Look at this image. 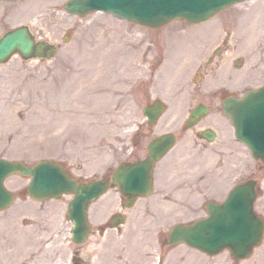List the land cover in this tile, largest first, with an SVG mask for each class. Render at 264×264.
I'll return each instance as SVG.
<instances>
[{
  "label": "rangeland",
  "instance_id": "374dc122",
  "mask_svg": "<svg viewBox=\"0 0 264 264\" xmlns=\"http://www.w3.org/2000/svg\"><path fill=\"white\" fill-rule=\"evenodd\" d=\"M65 2L0 0V34L16 25L28 24L39 40L59 46L51 59H23L16 54L0 63V156L30 164L42 159L57 160L83 180L111 174L133 144L140 142L134 134L145 122L143 107L148 101L158 98L170 106L159 121L160 127L175 124L183 116L186 95L192 89H211L219 84H226L229 91L239 89L240 71L230 68V56H242L248 62L253 46H264V41L256 38L264 26V0H245L201 23L176 19L158 28L101 11L81 17L68 12ZM41 6L46 7L40 13L23 17L22 11L29 13ZM251 21L256 27L253 34L244 30V24ZM227 29L231 42H226L231 46L228 59L222 60L215 72L214 65L205 70L206 55L219 42L223 43L225 36H220L228 34ZM114 47L121 52L140 50V57L126 68L115 64L104 90L95 93L93 85L92 91H86L88 99L81 104L75 102L82 108L77 118L61 121V110L71 111L66 110L70 108L66 103L63 107L60 103L68 98L64 86ZM236 49H241L240 53L237 50L234 54ZM193 143L179 144L171 155L187 152L197 158L203 153L200 164L206 161L204 164L210 165L224 152L220 143L209 145L203 149L205 152L199 150L198 144L192 148ZM226 162L215 172L195 173L189 194L173 193L176 197L155 189L151 196L139 198L133 207L124 208L119 190L112 187L91 205L93 231L82 244L72 240L73 224L66 215L72 196L34 201L27 193L29 178L11 175L7 186L16 193V199L11 208L0 212V264H13L22 256L11 253L15 240L9 235L13 231H29V254L25 257L40 256L36 264H234L229 250L207 255L186 244H162L174 224L205 215L204 198L223 197L239 169L241 180L245 181L260 164L243 144L241 155L226 156ZM195 164L194 169L200 166L197 161ZM219 171L224 173L226 188L218 178L214 179ZM258 176L264 187V175ZM262 202L258 201L257 210ZM117 212L127 216L126 223L110 228L108 222ZM237 264H264V239L249 258Z\"/></svg>",
  "mask_w": 264,
  "mask_h": 264
},
{
  "label": "water",
  "instance_id": "95a60500",
  "mask_svg": "<svg viewBox=\"0 0 264 264\" xmlns=\"http://www.w3.org/2000/svg\"><path fill=\"white\" fill-rule=\"evenodd\" d=\"M238 1L242 0H69L65 6L68 11L81 15L103 9L142 25L159 27L177 18L189 23L200 22ZM17 52L26 59L51 58L56 54L57 47L47 41H37L27 26H21L1 37L0 62L9 60ZM163 111L164 104L159 101L154 108L146 107L145 115L154 123ZM197 111H203V107L193 113ZM225 111L232 118L238 136L247 142L256 157L264 159V88L249 92L242 99L227 101ZM174 142L172 134L153 140L149 145L151 155L147 159L119 165L113 175L114 184L123 194L131 195V199L149 195L154 163ZM14 173L31 177L28 192L36 200L73 194L67 212L73 222L72 238L76 243L87 240L92 229L88 221V207L107 191L110 179L85 183L72 177L54 160L43 159L30 166L25 162L0 158V210L9 207L14 200V194L4 184L6 177ZM255 183L249 181L234 187L223 203H209V217L192 224L174 226L169 235L170 244L185 242L211 255L228 248L238 260L249 257L254 247L260 244L264 232V221L254 211ZM123 220L118 218L113 224Z\"/></svg>",
  "mask_w": 264,
  "mask_h": 264
},
{
  "label": "flooded vegetation",
  "instance_id": "af4514ba",
  "mask_svg": "<svg viewBox=\"0 0 264 264\" xmlns=\"http://www.w3.org/2000/svg\"><path fill=\"white\" fill-rule=\"evenodd\" d=\"M227 44L225 41L223 43L220 42L211 49L210 53L206 55V63L204 64L205 70H208L211 65H214L212 72H215L217 67L221 66L222 60H225L227 55L229 56L231 53V46ZM237 50V53H240V49H236L234 54ZM252 55L254 56L250 58L252 61L250 63V74L255 81L254 88H257L264 85V47H256ZM239 58L241 57L236 55L232 58L234 64ZM248 89L249 88H246L243 92L232 90L231 92L227 89L226 85L220 84L217 88L204 90L195 89L188 92L186 97L187 104L182 111L183 116L179 121L175 122V124L173 123L170 127L164 126L160 128L158 123L150 125L148 121H145L142 126L138 127L134 135L140 138V142L138 144H133L132 149L128 150L125 161H137L145 158L148 155V143L144 145L142 142H149L162 133L170 132L175 134L176 145L174 148H177L179 144L187 141L194 142L192 148H197L195 144L201 145L199 150L207 149L209 145L214 143H220L224 148V152H221L222 155H219V158L212 162L210 168L207 163L204 164L206 161L200 164V162L204 160L205 154L202 153L200 156L198 155L197 158H194L195 155L192 157L193 154L188 155L187 152L181 155H171L174 148L161 161L156 163L153 171L154 190L157 189L162 193L188 190L192 187V179L190 178L192 177L191 173H193V170H200L201 173L202 171L206 172L209 170L215 172V170L225 166V163H227L226 156L238 157L241 155L243 143L237 137L231 120L224 112V103L233 96L236 98L242 96ZM156 101L157 99L149 101V103L153 104ZM199 104H203L207 107V113L204 115L199 114L197 116H192V112ZM212 133L215 135V139L213 140L210 139ZM195 161H197L200 166L194 169V167L197 166ZM258 161H260L258 165L259 170L256 169L252 172L247 180L255 179L257 181L258 198L256 207L258 208V201L262 199L263 202L261 203V207H259L260 209L257 211L264 218V187L258 176L259 173H261V176L264 175V162L263 160ZM111 174L105 177H110ZM223 174V171H219V173L214 176V179L218 178L222 186L226 188L227 183L225 185V181L222 178ZM218 188H220V186ZM208 200L204 202V206ZM127 201L128 197L124 196L121 199V204L125 206Z\"/></svg>",
  "mask_w": 264,
  "mask_h": 264
},
{
  "label": "bare ground",
  "instance_id": "6f19581e",
  "mask_svg": "<svg viewBox=\"0 0 264 264\" xmlns=\"http://www.w3.org/2000/svg\"><path fill=\"white\" fill-rule=\"evenodd\" d=\"M44 7L43 6L39 7L41 8L39 10H36L38 8L34 10H30L29 13H26L27 11H22L23 12L22 15L24 18H28V17L31 18L34 16V13H40L39 11H42V8ZM254 21L246 22L244 24V30L248 31L250 34H253L256 31V27H254L255 26ZM139 57H140V50L137 51V50L127 49L126 51L121 52L117 47H114L113 49L103 53V55L100 57L99 62L97 60H93L92 65L90 67H87L83 70V72L76 74L74 79L69 81L64 86L65 89L68 91L66 92L68 93V98L61 101L60 103L62 104V107L66 103L68 106H70V108H66V110L71 109V111L67 113L64 110V108L63 109L61 108L62 109L61 111L63 112V115L61 116V121L62 119L71 120L77 118L78 115L77 113H79L81 111L80 109L82 108L76 105V103L81 104L80 102L84 101L85 99H88L86 93L89 92L90 90L92 91L93 85L95 86L93 92L95 91L98 92L97 90H99V92H102V90H104L105 81L111 75L112 69L114 68L115 64H119V66L126 68L130 64H135V60ZM54 101L55 100L53 99V101L51 102ZM49 108L52 109L53 107L49 106ZM48 120H49V125L52 126L53 124L52 120L51 123H50V119ZM7 228L8 225H5V229ZM9 236H11L12 239L15 240L13 244L15 247H13L11 253L16 254L17 256L22 255L20 259H15L13 264H36V262L38 263V259L40 256L36 258H33L34 255L25 257V255L29 254V237H30L29 231L25 234L21 232L17 233L13 231ZM41 240L42 239H38V241ZM19 243L21 244L22 249Z\"/></svg>",
  "mask_w": 264,
  "mask_h": 264
}]
</instances>
